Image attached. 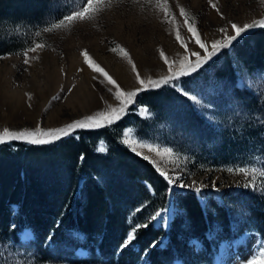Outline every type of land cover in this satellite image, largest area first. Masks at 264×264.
<instances>
[{"label":"rangeland","instance_id":"rangeland-1","mask_svg":"<svg viewBox=\"0 0 264 264\" xmlns=\"http://www.w3.org/2000/svg\"><path fill=\"white\" fill-rule=\"evenodd\" d=\"M67 1L70 5L67 14L59 21L58 18L52 20L49 26L59 23L83 6V0ZM214 2L220 9L219 13L208 4V0H167L175 17L173 24L164 22L163 12L155 7L157 0H152L151 4L145 3V0H140L139 3H134L133 0H112L111 6L96 14L95 19L73 22L52 32H44V28H29L21 23L3 24L4 27L0 28V44L3 45L0 46V130L60 128L94 115L104 110L107 105L119 106L112 93L108 91L113 86L106 81L101 82L104 78L85 62L82 56L85 50L93 61L104 68L126 91L136 90L140 85L131 65L122 53L112 51L116 45L129 53L141 78L145 79L147 77L159 79L168 75L167 66L159 55L161 49L170 59H177L185 54V49L175 39L177 30L187 42L189 54L196 51L204 55L198 45L189 41L192 34L187 31L184 17L179 14V7H183L190 18H194V27L209 46L214 40L223 38L222 33L219 32L220 28L228 27V34H233L229 21L243 25L253 20L264 19L262 0H214ZM256 29L259 27L244 33L243 36ZM237 41H234L230 47L221 49L196 72L157 89L140 91L134 103L129 106L128 114L110 126L133 115L141 122H148V124L143 123L147 128H143L142 131V123L133 121L123 129L121 140L123 133L131 130L132 139L151 143L161 149L170 148L173 155H165L166 163L163 165L168 170V174L179 176V182L185 185L195 182L198 186H206L202 187L200 193H196L190 187L181 189L175 184L179 191L171 203L173 213L165 219L166 223L165 220L158 221L159 216L153 220L156 228L168 232L177 216L184 218L185 210L178 199V196L183 194H194L207 211L213 210L210 203L212 200L230 212L224 218V222H217L215 229L211 230L210 238L214 239L216 232L223 230L227 224L232 227L233 236L223 238L222 244L220 243V247L212 255L207 253L202 245L192 240L189 243L190 252L202 256L193 264H246L253 250L259 243L264 242V225L261 228L252 220L253 208L264 213L262 205L264 200L261 204H251L247 197L253 195L264 199V178L257 177L256 182L262 185L261 187H244L248 183V178L227 171L229 168L238 167L264 171V72H249L237 60L232 50V46ZM36 43L44 44L45 47L35 53L30 52L28 54L30 63L26 65L23 53ZM225 50L231 52L237 74V86L253 92L260 105L252 111V108L238 105L237 98L229 97L226 102L213 99H220L218 96L224 94L222 88L219 87L221 91L212 88L216 82L211 74L206 78V84L199 88L200 97L198 96L200 94L182 92L194 102L205 120L215 130L212 139L206 145L203 146L196 140L191 141L181 134L175 135L168 125L164 124L165 121L156 119L146 106L140 104L139 100L144 92L163 87L179 89L184 78L202 70ZM190 59L194 61L195 58L190 57ZM212 101L220 102V106ZM141 110H147V113L144 114ZM104 128L107 127L78 129L71 135L48 144L12 141L0 146H12L14 143L50 145L70 137H78L80 132ZM152 137H157L158 141H154ZM102 145L106 150L101 143L97 147L98 152H105L99 150ZM155 158L159 159V157ZM169 186L170 200L172 187ZM241 195H243L242 199H240ZM165 208L159 213L164 214L168 211L169 204ZM21 234H19L20 243ZM50 236L52 238L53 235ZM73 237L80 238L77 234ZM253 238L256 239L255 242L251 241ZM225 244L233 248L238 247L239 255L229 249L223 251L222 247ZM167 245L168 240L165 236L160 246ZM40 252L37 246L25 247L3 240L0 242V264H34L33 261L37 264H47L59 261L51 257L40 261L41 257L43 258ZM177 261L178 263L174 264H183L181 259Z\"/></svg>","mask_w":264,"mask_h":264},{"label":"trees","instance_id":"trees-1","mask_svg":"<svg viewBox=\"0 0 264 264\" xmlns=\"http://www.w3.org/2000/svg\"><path fill=\"white\" fill-rule=\"evenodd\" d=\"M69 8L67 0H0V28L5 23L45 28L52 20L62 19ZM232 50L246 70L264 72L263 28L241 37ZM210 74L216 82L212 88L220 87L224 94L213 99L226 102L233 97L238 105L252 111L259 108L256 95L237 86L235 64L227 50L193 76L184 78L179 89L147 91L139 102L156 119L165 121L172 133L204 146L215 130L182 92L200 94L199 88ZM133 121L140 120L135 115L128 116L112 127L80 132L78 137L50 145L0 146V242L19 245V229L29 228L35 234L32 245L43 255L40 261L49 257L71 259L75 248L82 246L92 252V260L98 259V250L102 258L114 260L118 256L119 264H138L143 253L150 250L147 264H172L175 259L193 264L202 256L190 252L192 238L200 240L210 255L223 238H231L230 224L216 232L214 239L210 238L211 230L217 222H224L229 211L212 200L213 210L207 211L194 194H183L178 199L185 210L184 218L177 216L173 220L166 234L168 245L159 246L165 233L150 218L166 209L170 186L152 164L121 143L123 129ZM141 123L143 131L147 128L143 123L148 122ZM152 138L158 141L157 137ZM101 143L106 147L103 153L97 149ZM247 197L251 204L264 200ZM252 215L254 223L263 228L262 210L253 208ZM142 224L147 227L139 229L131 245L122 247L129 231ZM72 234L83 235L84 241Z\"/></svg>","mask_w":264,"mask_h":264},{"label":"snow or ice","instance_id":"snow-or-ice-1","mask_svg":"<svg viewBox=\"0 0 264 264\" xmlns=\"http://www.w3.org/2000/svg\"><path fill=\"white\" fill-rule=\"evenodd\" d=\"M133 2L139 3L140 0H133ZM262 2H264V0H262ZM111 3L112 0H83V6L78 11L66 16L59 23H54L49 27H45L43 31L52 32L56 29L70 25L73 22L93 20L95 19L96 14L106 10V8L111 6ZM145 3L151 4L152 0H145ZM208 4L218 13L220 12V9L217 7V3H215L214 0H208ZM155 7L163 12L165 23L173 24L175 17L168 6L167 0H157ZM179 14L180 16L184 17V23L187 25V31L192 34V36L189 38V41L198 45L199 48L203 50L204 55H201L200 52L196 51H193L189 54L187 42L181 37L180 32L177 30L175 32V39L180 43L181 47L185 49V54L181 57H178L177 59H170L161 49L159 51V55L162 58L163 63L167 66L168 75H165L159 79H153L151 77H147L145 79L141 78V75L129 53L124 48L116 45L112 48V51H119V53H122L128 64L131 65L132 71L136 75V80L140 85V87L136 90L126 91L120 87L117 81L113 79L112 76L104 70V68H102L99 64H96L89 53L85 50L82 52L85 62L93 69V71L99 73V75L104 78L101 82L106 81L107 84L113 86L110 87L108 91L112 93L119 106L114 107L112 105H107L104 110L98 111L94 115L87 116L81 120H76L60 128L42 129L37 127L34 130H11L9 128H4L0 130V144L10 143L12 141H23L30 144H48L62 139L65 136H69L78 129L91 130L110 127L128 114L129 106L134 103L135 97L140 91L157 89L163 85L169 84L171 81L178 80L180 77L196 72L221 49L230 47L234 41L240 39L244 33L252 30L253 28H264V19L253 20L251 23H244L243 25H238L229 21V25L233 31V34H228V27L220 28L219 32L222 33L223 38L214 40L209 46L208 43L202 40L198 29L194 27V18H190L183 7H179ZM169 17H172V19H168ZM37 35H39V33H37ZM44 47V44L36 43L34 46L24 51V63L26 65L30 63V58L28 56L30 52L35 53L38 49H42ZM190 57H194V61L190 59ZM113 88H115V91H113ZM193 99L195 98L193 97ZM141 111L144 114L147 113V110ZM130 133L131 130H127L123 133L121 143L125 144L133 153L152 164L156 171L167 181L169 185H173L175 183L176 186L181 189L190 187L196 193H200L202 191V187H206L198 186L195 182H193L191 185H185L183 182H179V176L169 175L168 170L163 166L166 163L164 156H172V150L170 148L161 149L160 147L154 146L151 143H145L132 139ZM99 150H105L103 145ZM155 157H159V159H156ZM227 171L248 178V183H246L244 187L257 188L262 186L258 185L256 181L257 177L264 178V171H260L256 168L245 167H238L236 169L229 168ZM217 191L219 190L217 189ZM158 216H160L159 212H157L150 219L155 220ZM166 222L167 221L165 220V223ZM146 227L147 224L136 226L128 233L125 242L122 244V247H127L129 244H131L136 238L139 229ZM27 235L28 234L26 233V236ZM153 246L155 245L153 244ZM246 264H264V242L259 243L258 247L253 250L250 258L246 260Z\"/></svg>","mask_w":264,"mask_h":264},{"label":"bare ground","instance_id":"bare-ground-1","mask_svg":"<svg viewBox=\"0 0 264 264\" xmlns=\"http://www.w3.org/2000/svg\"><path fill=\"white\" fill-rule=\"evenodd\" d=\"M171 187H172V189H171V196H170V200H169V209H168V211H166L164 214L163 213H161L160 214V216H159V219H158V221H163V220H165V219H168V217L173 213V211H172V208H171V203H172V201H173V197L175 196V194L179 191L176 187H175V183L173 184V185H171ZM13 230H17V229H13ZM161 230V229H160ZM23 231H24V229H19V231H18V236H19V234L20 233H23ZM161 231H163V230H161ZM164 231H166V230H164ZM26 233L28 234L27 236H26ZM25 234H24V238H28L30 235H31V232H26ZM165 233V232H164ZM21 236H22V234H21ZM166 236V238H167V240H168V243H169V237L165 234L164 235V237ZM164 237H162V239L161 240H163L164 239ZM161 240H160V242H161ZM251 241L252 242H255L256 241V239H251ZM160 242L158 243L159 244V246H160ZM161 247V246H160ZM227 249H229L230 251H236L235 253L236 254H238L239 255V252H240V250H238V247H235V248H233L232 246H229V245H227V244H225L223 247H222V250L223 251H225V250H227ZM75 250H76V248H75ZM75 250H74V252H75ZM74 252H73V255H74ZM72 255V256H73ZM80 257H85V254L83 253V252H80L79 254H78ZM117 258V260L119 261V258H118V256L116 257ZM80 263H84L83 261H81Z\"/></svg>","mask_w":264,"mask_h":264},{"label":"built area","instance_id":"built-area-1","mask_svg":"<svg viewBox=\"0 0 264 264\" xmlns=\"http://www.w3.org/2000/svg\"><path fill=\"white\" fill-rule=\"evenodd\" d=\"M28 231L31 232L29 229H25V230L23 231L22 235L24 236V234H25L26 232H28ZM30 238H32V233H31V235L29 236L28 240H29ZM62 264H65V263H62ZM66 264H67V263H66ZM99 264H110V263L103 262V263H99Z\"/></svg>","mask_w":264,"mask_h":264}]
</instances>
